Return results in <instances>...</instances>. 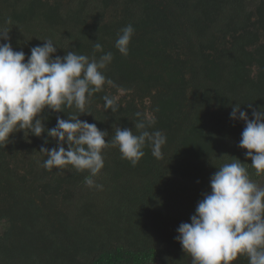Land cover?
Masks as SVG:
<instances>
[{
	"label": "trees",
	"instance_id": "trees-1",
	"mask_svg": "<svg viewBox=\"0 0 264 264\" xmlns=\"http://www.w3.org/2000/svg\"><path fill=\"white\" fill-rule=\"evenodd\" d=\"M129 24L124 56L115 42ZM0 27L26 59L48 39L61 57L111 52L102 71L114 86L94 93L79 119L107 131L106 142L117 127L139 134L140 120L167 137L162 159L146 146L135 166L118 146L105 148L91 177L71 165L45 169L41 147L57 146L47 133L10 134L0 144V264H192L176 229L190 223L217 168L237 158L264 187L239 147L245 124L230 118L235 104L250 119L247 104L264 108V0H0ZM105 95L118 111L105 110ZM71 115L78 110L42 113L48 129Z\"/></svg>",
	"mask_w": 264,
	"mask_h": 264
},
{
	"label": "clouds",
	"instance_id": "clouds-1",
	"mask_svg": "<svg viewBox=\"0 0 264 264\" xmlns=\"http://www.w3.org/2000/svg\"><path fill=\"white\" fill-rule=\"evenodd\" d=\"M134 31L129 24L116 39L115 47L124 56L129 53ZM9 33L7 27H0V144L18 131L36 137L47 133L55 138L57 146L41 147L40 152L47 155L43 167L52 170L71 165L78 171L88 170L91 177L104 167L103 150L109 146H118L122 158L133 166L144 157L146 146L151 147L156 159L163 158L167 137L159 130H147L154 121L135 123L139 134L117 127L114 138L106 142L107 131L79 119L82 114H91L85 109L94 93L102 91L105 84L114 86L102 71L113 60L111 52L98 59L73 51L61 57L55 55L58 48L48 39L32 47L26 59L22 50L13 49ZM94 50L103 52L98 41ZM103 100L106 111H118L114 98L105 95ZM247 106L252 109V119L238 104L233 106L230 118L245 124L239 147L247 150L245 156L260 176L264 173V108ZM73 107L79 115L68 119L57 116L54 128L45 127V109L60 113ZM140 115L137 113V117ZM85 183L103 187L90 177ZM210 189L197 203L190 223L182 222L176 229L175 239L192 264H232L238 256H245L248 264H264V187L252 180L245 163L235 158L217 168L210 178Z\"/></svg>",
	"mask_w": 264,
	"mask_h": 264
}]
</instances>
